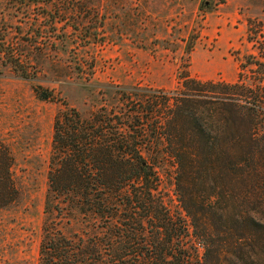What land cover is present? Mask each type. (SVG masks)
Returning a JSON list of instances; mask_svg holds the SVG:
<instances>
[{"label": "trees", "instance_id": "obj_1", "mask_svg": "<svg viewBox=\"0 0 264 264\" xmlns=\"http://www.w3.org/2000/svg\"><path fill=\"white\" fill-rule=\"evenodd\" d=\"M78 1L0 0L3 65L30 79L23 68L31 60L10 30L31 8H55L49 25L57 29ZM182 80L174 98L152 92L144 101L121 97L115 113L83 118L65 108L55 116L44 213L97 226L71 237L44 226L37 264H264V87ZM33 93L53 101L47 90ZM168 161L174 212L159 193L158 169ZM13 193L10 167L0 162L1 207Z\"/></svg>", "mask_w": 264, "mask_h": 264}, {"label": "rangeland", "instance_id": "obj_2", "mask_svg": "<svg viewBox=\"0 0 264 264\" xmlns=\"http://www.w3.org/2000/svg\"><path fill=\"white\" fill-rule=\"evenodd\" d=\"M77 4L57 29L49 25L58 17L55 8H31L20 16L19 31L10 30L31 60L23 68L30 79L17 77L0 58V162L10 167L16 189L11 204L0 206V264H37L48 224L66 237L96 231L91 218L44 213L53 120L60 111L74 109L85 118L101 108L117 112L121 97L144 101L160 92L154 95L174 98L183 92V75L202 83L264 87V0ZM29 16L38 18L36 26L24 24ZM37 87L53 101L37 100ZM165 163L158 169L159 193L174 212V165Z\"/></svg>", "mask_w": 264, "mask_h": 264}, {"label": "crops", "instance_id": "obj_3", "mask_svg": "<svg viewBox=\"0 0 264 264\" xmlns=\"http://www.w3.org/2000/svg\"><path fill=\"white\" fill-rule=\"evenodd\" d=\"M228 74H230V73H228ZM228 74H226V78H228V79H229L230 77H229V75H228Z\"/></svg>", "mask_w": 264, "mask_h": 264}]
</instances>
